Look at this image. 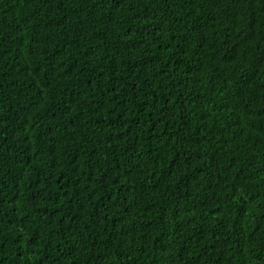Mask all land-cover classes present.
Returning a JSON list of instances; mask_svg holds the SVG:
<instances>
[{"label": "trees", "instance_id": "1", "mask_svg": "<svg viewBox=\"0 0 264 264\" xmlns=\"http://www.w3.org/2000/svg\"><path fill=\"white\" fill-rule=\"evenodd\" d=\"M0 264H264V0H0Z\"/></svg>", "mask_w": 264, "mask_h": 264}]
</instances>
